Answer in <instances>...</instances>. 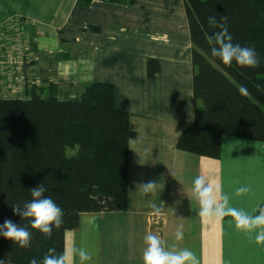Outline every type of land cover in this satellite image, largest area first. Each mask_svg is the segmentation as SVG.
<instances>
[{"label":"crops","instance_id":"obj_1","mask_svg":"<svg viewBox=\"0 0 264 264\" xmlns=\"http://www.w3.org/2000/svg\"><path fill=\"white\" fill-rule=\"evenodd\" d=\"M29 22L32 59L25 81L7 97H24L53 84L61 98L90 82L112 84L115 104L129 113L128 203L124 211L82 213L69 232L91 255L89 264H143L147 234L168 250L192 251L198 264H264V245L235 228L230 216L205 221L194 180L218 185L233 207L254 213L264 202V142L223 135L220 156L178 151L176 140L202 106L193 97L188 21L183 0H0V26ZM158 61L148 77L147 61ZM157 182L145 195L141 184ZM250 191L236 195L240 187ZM155 206V207H154ZM159 209V212L156 211ZM182 228L183 238L176 239Z\"/></svg>","mask_w":264,"mask_h":264},{"label":"trees","instance_id":"obj_2","mask_svg":"<svg viewBox=\"0 0 264 264\" xmlns=\"http://www.w3.org/2000/svg\"><path fill=\"white\" fill-rule=\"evenodd\" d=\"M89 2L77 0L78 5ZM183 3L196 67L192 92L202 106L182 129L176 149L218 158L223 135L264 142V0ZM209 16H227L233 42L254 48L260 66L228 68L213 57L208 38L218 29L209 27ZM158 67L150 58L148 77ZM241 86L247 96L240 94ZM33 89L38 90L24 97H0V224L10 219L32 232L27 249L0 236L3 264H29L33 257L42 264L49 248L64 250V234L78 226L82 213L124 211L128 203V144L134 131L129 113L115 104L113 85L90 82L66 98L57 95L53 84L46 94ZM39 184L64 213L63 225L47 239L31 229L29 219L12 212L13 205L32 199L31 188Z\"/></svg>","mask_w":264,"mask_h":264},{"label":"clouds","instance_id":"obj_3","mask_svg":"<svg viewBox=\"0 0 264 264\" xmlns=\"http://www.w3.org/2000/svg\"><path fill=\"white\" fill-rule=\"evenodd\" d=\"M227 20V16H221L219 20L215 16L208 17L209 27L218 29L208 38L211 55L228 68H231L233 64L248 69L259 67L261 59L254 48L233 42ZM239 92L242 96L249 94L243 86L240 87ZM141 187L143 193L147 195L156 191L157 182L149 181L141 184ZM249 191L248 187L242 186L236 190V195L242 196ZM45 192L46 188L42 184L32 187L30 193L32 199L25 202L23 206L19 203L13 205L12 212L21 218L29 219L31 229L39 231L47 239L52 236L54 229H59L63 225L64 213L51 197L44 195ZM193 195L199 201L202 219L222 221L224 217L230 216L237 230L245 234H255L254 242L257 245H264V207L255 210L258 214L253 215L244 209L231 206L229 197L222 193L221 187L210 183L203 175L194 180ZM156 211L159 212V209ZM175 235L177 240L182 239V228H178ZM0 236L11 240L20 248L27 249L31 246L32 232L10 219L0 224ZM145 245L143 264H198L192 251L168 250L158 235L147 234ZM91 260L92 255L73 242L60 253H57L54 248H49L42 259V264H89ZM0 264H3L2 260ZM29 264H38L37 259L33 257Z\"/></svg>","mask_w":264,"mask_h":264},{"label":"built area","instance_id":"obj_4","mask_svg":"<svg viewBox=\"0 0 264 264\" xmlns=\"http://www.w3.org/2000/svg\"><path fill=\"white\" fill-rule=\"evenodd\" d=\"M29 22L12 18L0 26V97L25 81V69L32 59V44L26 28Z\"/></svg>","mask_w":264,"mask_h":264},{"label":"rangeland","instance_id":"obj_5","mask_svg":"<svg viewBox=\"0 0 264 264\" xmlns=\"http://www.w3.org/2000/svg\"><path fill=\"white\" fill-rule=\"evenodd\" d=\"M69 232H67V236H66V246L70 245V236H69Z\"/></svg>","mask_w":264,"mask_h":264}]
</instances>
